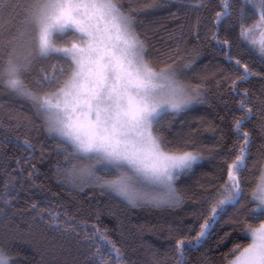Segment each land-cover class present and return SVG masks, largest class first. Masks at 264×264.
<instances>
[{
    "label": "snow or ice",
    "instance_id": "obj_1",
    "mask_svg": "<svg viewBox=\"0 0 264 264\" xmlns=\"http://www.w3.org/2000/svg\"><path fill=\"white\" fill-rule=\"evenodd\" d=\"M165 10L176 28L153 25ZM212 42L227 67L210 72ZM189 205L126 229L135 209ZM233 233L249 242L217 260ZM18 241L39 264H264V0H0V264H28Z\"/></svg>",
    "mask_w": 264,
    "mask_h": 264
},
{
    "label": "trees",
    "instance_id": "obj_2",
    "mask_svg": "<svg viewBox=\"0 0 264 264\" xmlns=\"http://www.w3.org/2000/svg\"><path fill=\"white\" fill-rule=\"evenodd\" d=\"M175 10V9H173ZM167 17V11H162L158 13L156 16L151 17L150 19L153 22L154 26H159L161 23H167V26L169 29L176 28V23L171 20H165L163 18ZM161 36H165L166 34L163 30L160 31ZM168 43L172 44L173 47L175 46L173 42L168 41ZM197 64L200 69H206L207 71H215L217 65H222L227 67V65L224 63V57L220 55V53L216 50V44L215 42H212L210 45H208L205 50L204 54L200 57V59L197 61ZM210 82V87H211ZM224 89L226 90L227 84L224 83L223 85ZM213 94H215L216 89L212 88ZM217 101L219 100V97L216 98ZM223 99H228L227 95L223 96ZM211 100V97H210ZM211 112V109L208 107V105H199L193 111L192 113L186 115L184 119L186 120H192L193 117L199 115L204 116L208 115ZM207 136V134H205ZM49 146H51L52 142L49 141ZM35 162V161H34ZM48 161L44 162H37V167L41 169L42 172H46L48 170ZM202 172H212L213 168L212 165L209 163H206L204 168L201 169ZM182 181H186L189 184H194L197 179H199V173L197 176L188 178V177H182ZM54 191H59L61 193V196L65 199L68 198V191L67 189L59 188L56 185H52ZM91 190H85L83 193H80L79 196H77L76 192H73V196H77L78 199L83 200L85 204H111L114 208V210L123 209L124 205L120 203L118 200H110L109 197H92L90 195ZM39 198V197H37ZM191 205L186 206L185 210H175L173 213H160L157 211H149L147 209H135L132 212L128 214V219L125 221L126 229L130 233H135V226L138 224H144V223H155V224H163L165 222H172L176 219L177 215H184V212L187 210V208H190ZM17 208L21 210V212L17 213L15 219L16 222L20 224V226L23 228L25 227V224L22 221H25L29 217V213L23 211L25 208V201L22 199L18 202ZM104 223L109 228H115L117 226V219L115 216L107 215L103 217ZM188 219H191L189 216ZM38 230L44 231L51 241L52 244L57 243H65L68 244V241L66 239L62 240L58 233L55 230H49L46 225L43 224V222H40L37 226ZM146 239L150 240L153 244H156L158 246L167 244V241L163 238V235H149L146 237ZM132 243H135V241H131ZM249 242V239L244 236L243 233H233V235L226 240L218 249H214V256L217 260H220L222 256L226 257V254L229 252V250L232 248L233 244L235 243H247ZM17 249L20 253V258L23 259L24 257H27L28 264H39L40 261V255L34 250L32 245L24 242H17ZM231 258V257H226Z\"/></svg>",
    "mask_w": 264,
    "mask_h": 264
},
{
    "label": "rangeland",
    "instance_id": "obj_3",
    "mask_svg": "<svg viewBox=\"0 0 264 264\" xmlns=\"http://www.w3.org/2000/svg\"><path fill=\"white\" fill-rule=\"evenodd\" d=\"M257 39H258V37H257Z\"/></svg>",
    "mask_w": 264,
    "mask_h": 264
}]
</instances>
